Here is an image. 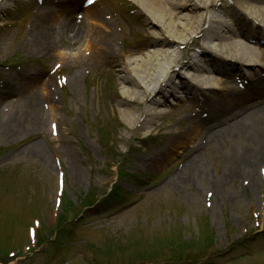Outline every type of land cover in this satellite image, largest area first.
<instances>
[{
  "label": "rangeland",
  "instance_id": "obj_1",
  "mask_svg": "<svg viewBox=\"0 0 264 264\" xmlns=\"http://www.w3.org/2000/svg\"><path fill=\"white\" fill-rule=\"evenodd\" d=\"M58 1L80 5L56 22L73 21L71 34L53 28L52 16L49 25L46 16H35L33 0H9L0 12V128L8 133L7 126L24 121L35 104L40 119L17 139L0 135V264H264V142L252 169L239 170L234 182L218 187L239 151L232 138L177 153L160 142L162 135L186 129L196 102L165 108L164 118L134 139L124 121L121 64H84L81 56L85 26L100 31L105 18L118 54L143 42L148 31L143 13L130 0H99L90 10L85 0ZM31 27L37 34L50 29L34 53L24 46ZM192 42L189 37L175 48V59L185 61ZM211 114L221 119L217 107ZM158 149L162 157L174 154L163 167L136 162ZM199 153L204 177L197 181L189 172L176 181Z\"/></svg>",
  "mask_w": 264,
  "mask_h": 264
},
{
  "label": "bare ground",
  "instance_id": "obj_2",
  "mask_svg": "<svg viewBox=\"0 0 264 264\" xmlns=\"http://www.w3.org/2000/svg\"><path fill=\"white\" fill-rule=\"evenodd\" d=\"M8 1L0 0V12L6 9ZM33 1L35 16L47 18L44 24L49 25L52 16L53 28L57 27L60 32L63 29L67 35L75 31L73 21L65 26L56 22L79 7L77 2L68 6L69 3L51 0L52 5L59 6L56 9L49 0ZM131 1L144 15L142 22L148 30L146 39L118 54L111 22L106 18L100 21V31L89 22L85 26L88 37L82 61L84 64L99 61L121 64L120 94L126 98L123 104L127 106L124 121L134 139L140 140L145 129L164 118L168 112L165 108L172 110L185 104L186 100L196 102L197 111L186 121V129L178 136L166 137L164 134L160 142L163 146L175 148L177 153L185 146L198 149L203 142L214 144L220 139L232 138L239 151L234 150L231 155L229 161L232 165L223 174L218 187L234 182L239 170H250L259 162V148L264 142V0ZM96 5L97 2H93L89 10ZM204 24V29L199 30ZM35 30L31 27L27 33L25 52L40 51L38 46L44 44L50 29L47 27L38 34ZM80 34L82 32L79 31L76 38ZM189 37L194 39L190 48L192 53L185 61L175 59L174 49L181 47ZM52 49L58 52V46L53 45ZM58 55L63 56L61 53ZM72 62L76 65L79 59L75 57ZM167 73L174 77L167 78ZM17 75L21 76V73ZM220 82L228 86L221 87ZM18 91L24 92L23 87ZM205 96L208 100L203 101L207 98ZM155 97L160 100H153ZM169 99L174 103L170 104ZM34 107L24 121L22 118L14 119L13 124L7 126L8 133L0 128V135L10 140L17 139L27 131L28 125L39 124ZM216 107L221 119L228 117L223 123L211 114ZM198 132H206V137H197ZM34 151L46 159L39 145L34 146ZM160 152L159 149L153 150L136 162L144 167L161 168L174 154L162 157ZM190 159L183 167L185 172L181 171L176 181L185 180L187 176L184 174L189 172L194 180L204 177L199 169L202 154ZM253 181L255 184L256 180Z\"/></svg>",
  "mask_w": 264,
  "mask_h": 264
}]
</instances>
